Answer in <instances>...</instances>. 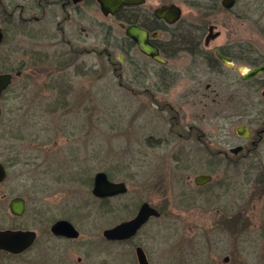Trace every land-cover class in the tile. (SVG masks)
Masks as SVG:
<instances>
[{
	"label": "rangeland",
	"instance_id": "obj_1",
	"mask_svg": "<svg viewBox=\"0 0 264 264\" xmlns=\"http://www.w3.org/2000/svg\"><path fill=\"white\" fill-rule=\"evenodd\" d=\"M177 1L183 8L181 24L199 26L208 21L222 30L212 45L236 39L245 41L246 50L264 51V39L257 31L256 0H240L230 11L214 12L205 7L207 0ZM100 17L102 22L108 20ZM2 18L0 10V24H6ZM17 21L15 15L13 22L4 25L7 36L0 43V72L11 70L16 79L1 100L0 136L9 131L7 143L23 153L8 162V176L0 181V227L35 229L39 237L23 253L0 251V264H139L137 245L145 249L151 264H264V166H249L248 159L238 168L216 165L212 179L194 187L193 177L204 167L179 168L174 154L204 152L203 145L196 140L177 142L169 132L176 112L159 109L156 100L121 86L118 74L106 66L105 55L100 56L96 73L86 68L99 60L93 54H80L70 68L65 64V97L36 94L31 85H20L15 74L20 59ZM115 30L122 33L118 25ZM206 33L207 29L203 36ZM119 71H131L128 60ZM25 72H33L30 63ZM206 82L205 78L201 90H206ZM200 97L187 106L189 115L184 119L196 123L203 113L211 115L210 145L217 151L222 147L217 137L222 124L220 103L210 96L203 107ZM157 98L179 108L176 89ZM258 151L264 154V144ZM99 170L125 181L128 190L106 199L95 196L93 180ZM240 183H245L244 203L230 192ZM15 196L26 200L20 216L9 208ZM145 200L157 206L161 216L151 218L128 240L108 241L103 229L135 215ZM241 211L246 221L238 224ZM62 217L79 228L78 238L63 240L50 234V223ZM235 217L234 223L227 222Z\"/></svg>",
	"mask_w": 264,
	"mask_h": 264
},
{
	"label": "flooded vegetation",
	"instance_id": "obj_2",
	"mask_svg": "<svg viewBox=\"0 0 264 264\" xmlns=\"http://www.w3.org/2000/svg\"><path fill=\"white\" fill-rule=\"evenodd\" d=\"M256 1L255 6L260 14L257 31L260 34L259 38L264 39V0ZM239 2L240 0H233L231 6H226L225 0H207L204 5L210 12L230 11ZM172 5L181 9L180 16L175 21L169 22L165 17L157 14L159 9ZM0 10L4 15L2 21L6 24L13 22L14 16L18 15L15 24L16 38L20 40L18 46L20 59L19 65L15 67V74L21 79L20 85L24 87L31 85L36 90V94L65 97V64L70 68L80 54H93L98 56L99 60L95 59L93 63H87L86 68L88 72L96 73L101 67L100 56L105 55L106 66L109 64L118 74L121 86L131 94L156 100L158 104L154 106L159 109L165 110L167 107L169 111L176 112L171 115L175 120L170 121L169 132L176 137L177 142L196 140L203 145L204 152L196 154L180 150L174 154L179 168L193 169L198 164L204 167V170L193 177L194 187L205 186L212 179V171L216 165L238 168L246 165L248 159L249 166H264V154L258 151V148L264 144V68L253 76H246L249 69L264 65V51L246 50L245 41L236 39H226L221 44L212 45V42L222 34V30L216 23L208 21L199 26L181 24L183 8L177 0H131L118 6L113 12H105L100 0H0ZM102 15L108 20L102 22L100 17ZM6 24H0L4 33L2 42L7 36V29L4 27ZM133 24L148 31V40L157 48V54L162 60L143 52L136 40L126 34L127 26ZM116 25L122 29L121 34L116 33ZM206 29L207 33L203 36ZM248 45L252 46L249 43ZM126 60L131 71L118 72L123 68ZM28 63L33 67L31 73L25 72ZM4 72L12 73V81L3 91L1 100L5 91L16 81L13 71ZM205 78L207 82L204 91L201 90V85ZM121 79L126 81L123 82ZM219 85L220 91L217 89ZM172 89L177 90L176 104H179V108L169 100L159 103L163 99H156L160 95H170ZM213 93L215 96H212ZM198 95L201 96L203 107L208 106L207 100L211 97L214 98H212L213 102L220 103L222 124L217 137L219 142H222V147L217 151H214L210 145L214 137L209 122L211 115L203 113V119L196 123L187 120L189 113L186 108L196 103L195 98ZM1 100L2 129L4 127ZM0 137L3 139L0 142V151L4 157L0 162L5 167L6 179L8 162L16 161L22 157L23 152L13 144L7 143L9 131L3 130ZM151 137L152 135L149 134L147 139L150 140ZM161 139L165 140V137ZM198 174H209L211 178L207 182L197 183L195 177ZM244 186L245 183H240L234 191H230L241 197L242 203L245 197ZM256 188H259L258 184ZM155 207L162 214L161 210ZM161 214L151 216L139 230L151 218L160 217ZM58 219L49 225L52 236L63 240L76 239L80 236L79 234L77 237H69L52 232L51 226ZM237 219L238 224L246 221L242 211L237 214ZM235 220L236 217L227 219V222L234 223ZM32 230L36 232L32 244L21 252H13L14 254L23 253L36 243L39 233L35 229ZM106 239L119 241V239Z\"/></svg>",
	"mask_w": 264,
	"mask_h": 264
},
{
	"label": "water",
	"instance_id": "obj_3",
	"mask_svg": "<svg viewBox=\"0 0 264 264\" xmlns=\"http://www.w3.org/2000/svg\"><path fill=\"white\" fill-rule=\"evenodd\" d=\"M102 8L105 12L114 11L118 6L123 3L131 2V0H100ZM233 0H225L226 6H231ZM181 13V9L178 6H164L157 11V14L166 18L167 21H175ZM122 25H124L122 23ZM126 34L134 38L139 48L152 55L158 60H162L157 54V48L151 44L148 40V31L137 25H129L126 28ZM4 38V33L0 27V43ZM220 56L223 59L226 57L222 54ZM264 68V65L249 69L246 76L250 77L256 73H259ZM12 81V73L0 72V100L1 95L5 88ZM1 114V106H0ZM6 170L3 164L0 162V181L5 179ZM209 174H198L195 177L197 183H204L210 180ZM128 190L127 183L123 180H112L104 170H99L94 175L92 193L97 197L113 196L115 194L124 193ZM9 208L12 214L22 215L26 210V200L22 196H15L9 202ZM160 211L150 202L144 201L141 203L138 212L132 218L122 220L116 225L106 228L103 234L108 239H127L134 236L139 228L151 217L160 215ZM52 232L55 234H64L69 237H77L80 231L74 225V223L67 218H59L51 226ZM36 232L32 229L22 228H2L0 227V250L9 252H21L25 248H28L35 239ZM136 255L139 264H151L144 248L141 245L136 246ZM228 259V258H226Z\"/></svg>",
	"mask_w": 264,
	"mask_h": 264
},
{
	"label": "trees",
	"instance_id": "obj_4",
	"mask_svg": "<svg viewBox=\"0 0 264 264\" xmlns=\"http://www.w3.org/2000/svg\"><path fill=\"white\" fill-rule=\"evenodd\" d=\"M106 198H108V197H106ZM106 198H105V199H106Z\"/></svg>",
	"mask_w": 264,
	"mask_h": 264
}]
</instances>
